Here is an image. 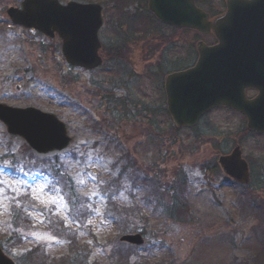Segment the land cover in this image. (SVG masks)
Instances as JSON below:
<instances>
[{"label": "rangeland", "instance_id": "374dc122", "mask_svg": "<svg viewBox=\"0 0 264 264\" xmlns=\"http://www.w3.org/2000/svg\"><path fill=\"white\" fill-rule=\"evenodd\" d=\"M92 1L103 7L101 43H123L127 60L104 55L102 66L84 70L64 62L57 36L49 39L10 23L6 10L20 7V0H0V102L54 113L71 136L62 151H32L30 156L25 140L8 133L0 121V154L12 153L0 158L1 246L14 259L37 245L42 254L58 258L76 239V250L87 243L89 264H255L264 246V220L256 216L260 209L250 200L258 197L259 208L264 204V135L247 131L245 119L228 109L206 114L193 130L176 129L164 110L156 53L142 50L144 43L155 45L160 30L154 17L145 13L146 0H125L121 13L117 0ZM134 13L145 17L134 21ZM167 31L160 32L167 36ZM191 39L190 34L178 33L176 46ZM107 93L111 100L99 104ZM112 99L122 100L127 116L120 115ZM130 100L139 110H132ZM144 105L150 110L140 109ZM236 143L250 164L248 187L212 169L216 157ZM55 156L57 163L46 162ZM13 162L30 167L13 176L7 171ZM33 165L36 170H31ZM55 165L65 171L56 185L44 172ZM67 176L65 188L60 183ZM143 177L154 182L155 191L159 185L167 188L163 200L171 190H179L190 218L173 221L163 216L155 207L156 197L147 194L153 190L151 184L140 181ZM19 193L31 198L14 202L24 207L30 226H17L13 232L10 200ZM85 197L88 202L82 201ZM107 197L120 210L108 209ZM81 210L89 211L85 219L73 218ZM119 213H124L116 218L119 222L111 219ZM52 219L65 223L68 240L53 229ZM134 221L141 225L139 230L133 229ZM72 229L78 230L76 236ZM135 231L144 234V245L134 248L118 240Z\"/></svg>", "mask_w": 264, "mask_h": 264}, {"label": "water", "instance_id": "95a60500", "mask_svg": "<svg viewBox=\"0 0 264 264\" xmlns=\"http://www.w3.org/2000/svg\"><path fill=\"white\" fill-rule=\"evenodd\" d=\"M21 1L20 8L7 9L13 23L39 30L49 38L56 34L65 62L72 66L92 69L102 63L98 53L102 7L98 3ZM225 1V13L207 21V14L194 0H147L149 12L161 22L201 33L211 30L217 39L210 47L199 42V60L189 69L165 77L167 110L176 128H183L193 127L213 107L225 105L241 112L250 130L264 133V8H247L250 3L264 0ZM247 88L257 90L252 99L245 96ZM0 120L9 133L25 138L38 153L62 150L70 141L64 122L34 106L20 108L0 103ZM217 161L233 181L249 183L247 163L238 145ZM119 240L135 245L144 242L138 232L124 233ZM0 264H15L1 247Z\"/></svg>", "mask_w": 264, "mask_h": 264}, {"label": "trees", "instance_id": "16d2710c", "mask_svg": "<svg viewBox=\"0 0 264 264\" xmlns=\"http://www.w3.org/2000/svg\"><path fill=\"white\" fill-rule=\"evenodd\" d=\"M124 3L125 0H117V3L115 5V7L117 8V10L121 13V10L124 9ZM147 12V10H145ZM136 16V17H135ZM134 21H140L142 20L145 16L143 14H132L131 16ZM135 17V18H134ZM128 35V34H127ZM126 35V36H127ZM131 35V34H129ZM147 45V44H146ZM126 45H124L123 43H115V44H106L104 46H102V52L104 53V55H106L108 58H115L118 57L120 59H123V57L125 56V51L123 50L125 48ZM26 151L30 152V156H32V153L29 149V147H27L26 145L24 146ZM5 156H11V153L6 151L3 154H0V158L5 157ZM54 159V160H53ZM51 160H49V162L51 163L52 161L57 162L56 157L53 158ZM46 160V159H45ZM43 160V161H45ZM13 165L10 168V172L15 174L21 171V169ZM25 169V167H22ZM27 168V167H26ZM213 170L218 169V164L217 162L214 163V165L212 166ZM44 172H49L52 175L53 178V183L59 184L60 178L59 176L65 173L63 168H60L59 166H52L49 168V170L47 169V171ZM63 181L62 183H60L62 185V187H67V182L69 181L68 176L67 178H61ZM140 179V178H139ZM140 181L143 183H148L149 185L151 184V187L153 188V181H151L148 178H144L140 179ZM159 185V184H158ZM174 185H170L168 186V188H173ZM160 189L159 191H155V188H153L152 192H148V195H152V197H156L155 200V205L159 206L162 210V215L163 216H167V218L173 220V221H177V220H187L190 218L191 215L188 214V208L186 209V206L184 205V203H182V201L180 200V195L175 191L171 190L170 193H167V195L169 196L167 199L163 200V195L162 192H165V190H167V188H161V186L159 185ZM71 189V188H70ZM163 189V190H162ZM16 199H12L10 201V206H11V225H12V230L13 232L16 231L15 227L17 226H22L24 228H27L30 225V219L28 218V216L24 213V207L22 205H17L16 203H14L15 201H31V198L28 194H16ZM108 198V201H106L107 203V208L110 209V207L113 208L114 211L116 210H120V208H117L115 204H113V198ZM258 198V197H257ZM257 198H254L252 196L251 198V204L255 207H257V209H260V212H256V216L263 218L264 220V209L262 210V208H264V202L262 203L263 205L259 208L257 206V204H261V200L259 201ZM82 201H86L82 200ZM87 202V201H86ZM245 204L249 205V203L247 201H244ZM89 214V211H84L81 210L80 213L77 216H74L73 218L75 219H80V218H84L86 217V215ZM124 215V213H119L116 214L115 217L111 218L112 220H117L116 218H122ZM55 223V227L53 228L54 230H57V232L60 234H62V237L64 239L68 240V227L65 225V223L59 219H52V221ZM117 222H119V220H117ZM135 229L140 228L139 225L136 221H134L133 225H132ZM72 231V235L76 236L77 235V230H71ZM57 233V234H58ZM15 234V233H14ZM72 241V242H71ZM71 241H69L68 246H69V250L67 252H65L64 254L60 255L58 258L56 257H51V255L49 254H42L43 250L40 248L39 245L35 246V247H31L30 249L22 252L21 254H19V256L17 257L19 259V261L21 262V264H40V259H42L43 261L41 262L42 264H89V249L87 248V243H82L81 249L77 248V250L75 249V241L76 239H72ZM135 248V247H134ZM121 253V251H119ZM257 257L258 259H254L255 260V264H264V246L263 248L257 253ZM257 260V261H256ZM160 264H164V263H160ZM239 264H242L241 262Z\"/></svg>", "mask_w": 264, "mask_h": 264}, {"label": "flooded vegetation", "instance_id": "af4514ba", "mask_svg": "<svg viewBox=\"0 0 264 264\" xmlns=\"http://www.w3.org/2000/svg\"><path fill=\"white\" fill-rule=\"evenodd\" d=\"M195 3L200 6L205 13L208 14V20H214L218 18L220 15H223L227 9L226 1L225 0H195ZM264 8V2L259 3H250L247 5V8ZM260 14V13H258ZM253 21H261V18H253L251 19ZM158 27L160 30L156 34L157 37H155V53H156V59L158 61L156 64V68L159 70L161 69L162 75H161V86L163 93V98L165 100V76L168 75L171 72H177L182 69L190 68L193 64H195L199 60L198 56V48L197 44L199 41H203L205 45L210 46L214 45L217 42L215 34H213V31H209L207 33H198L192 28H175L171 25H165L157 20ZM158 29V28H157ZM167 29V36L162 35L160 31ZM178 33L183 34H190L191 40L189 43H185L184 46H176L177 36ZM168 44V45H167ZM167 45V46H166ZM166 46V47H165ZM142 49V48H141ZM143 50V49H142ZM170 51V54L167 56L166 53ZM144 54H146V48L143 50ZM170 57V58H168ZM148 62V61H147ZM169 64V65H166ZM166 65V68L164 67ZM256 90L247 89L245 94L251 98L255 96ZM144 108H140L142 110L148 111L150 110V107L148 105H144ZM215 109H228L226 106L221 107H215ZM164 110H166V100H165V106ZM167 111V110H166ZM248 165L249 161H247Z\"/></svg>", "mask_w": 264, "mask_h": 264}]
</instances>
